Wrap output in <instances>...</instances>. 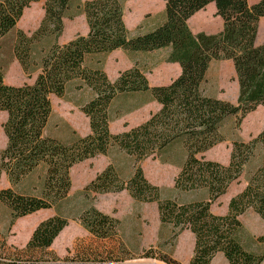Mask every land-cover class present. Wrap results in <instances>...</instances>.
Instances as JSON below:
<instances>
[{
  "label": "trees",
  "instance_id": "trees-1",
  "mask_svg": "<svg viewBox=\"0 0 264 264\" xmlns=\"http://www.w3.org/2000/svg\"><path fill=\"white\" fill-rule=\"evenodd\" d=\"M164 4L162 22L143 34H133L123 23L121 0H0V41L16 32L13 55L24 73L32 66V47L46 37L58 38L63 20L82 15L88 32L68 43L52 44L37 61L39 70L33 84L7 85L0 69L1 125L6 146L0 152V176L17 185L37 168L44 170L37 194H17L0 190V203L8 210L9 226L18 219L41 210L56 209L71 188L70 169L97 156L108 157L116 149L132 158L134 171L123 180L113 164H108L84 189V195L125 191L139 203H155L159 223L169 226L175 240L182 232L193 236L192 256L187 264H211L222 254L228 264H260L264 258L246 249L239 238L237 217L248 209L264 219V160L251 172L245 188L229 200L227 213L215 216L211 205L239 179L250 163L256 146L264 149V129L248 143H234L227 165L197 158L224 142L222 129L230 118L242 119L258 107L264 109V43L255 44L257 25L264 18V0H160ZM42 2L43 19L27 37L17 30L23 11ZM213 5L221 20L216 34L192 33L187 22L196 13ZM150 53L166 50L165 62L179 67L178 76L166 86H149L144 74L131 68L110 81L99 69L100 61L114 51ZM86 61H95L93 66ZM232 63L236 82V103L230 104L207 93V72L211 63ZM92 93L80 112L88 119L89 134L70 142L46 135L52 116L51 97H63L66 88ZM149 96L159 106L144 123L118 134L109 131V112L115 99ZM141 103V102H138ZM144 103V102H143ZM180 147L185 154L174 180L175 192L202 194L198 200L178 203L160 199V189L143 176L139 163L162 157ZM91 236L76 241L75 255L63 260L48 253L50 246L68 225L54 215L40 222L25 247L5 252L0 241V264H123L126 249L117 236L119 223L90 206L77 218ZM264 242V236L258 238ZM146 252L141 259L153 258ZM166 264H178L165 260Z\"/></svg>",
  "mask_w": 264,
  "mask_h": 264
},
{
  "label": "rangeland",
  "instance_id": "rangeland-1",
  "mask_svg": "<svg viewBox=\"0 0 264 264\" xmlns=\"http://www.w3.org/2000/svg\"><path fill=\"white\" fill-rule=\"evenodd\" d=\"M91 0H80V2ZM123 6L122 20L125 28L133 34H143L158 26L163 20L164 4L160 0H121ZM254 4L259 0H247ZM43 3L31 4L23 11L17 23V30L22 31L27 37L34 33L43 19ZM188 28L194 34H216L221 30V20L215 16L213 5H208L204 10L196 13L187 22ZM88 28L82 15L72 19L63 20V30L58 38L51 36L42 39L32 47V66L27 73L21 72L13 55V43L16 32H12L0 41V69L4 72V82L7 85L21 86L32 85L39 70L35 65L39 57L48 48L57 43L63 45L76 36H85ZM264 43V18L257 25L255 44ZM166 50L150 53H130L120 50L103 56L100 61L101 69L110 81H114L118 74L131 68L139 69L145 76L149 86H166L179 74L175 64L165 62ZM91 65L95 61H90ZM86 61L87 64L90 63ZM76 83H71L61 98L51 97L52 116L50 118L46 135L56 137L68 143L73 137H84L89 134L88 119L80 112V107L92 97L86 89L77 90ZM208 95L222 101L235 104L237 99V82L229 61L211 63L207 72ZM141 102V103H138ZM144 102V103H143ZM159 106L149 98L115 99L109 108L112 121L109 131L118 134L128 131L149 119L150 115L157 112ZM6 116L0 113V152L6 146L1 125ZM264 129V109L256 108L242 119L230 118L222 129L224 142L217 144L208 151L197 156L199 159L227 165L234 143H248ZM264 160V149L256 146L254 155L249 160L238 180L233 182L227 192L218 198L210 207V212L215 216L227 213L229 200L239 194L246 186V180L251 172L256 170L260 161ZM185 161V154L180 147L169 149L161 158H149L139 163L143 176L153 186L160 189V199H175L178 203L198 200L202 194L180 193L173 190L174 180L180 172ZM113 164L118 175L127 180L134 171V160L119 150L113 149L108 157L97 156L74 165L70 169L71 188L66 200L50 209L43 216L31 219L16 220L9 226L8 210L0 203V241H3L5 252L11 255L14 249L21 250L28 242L33 230V225L39 218L42 221L60 215L66 218L68 225L61 231L50 246L48 253L60 260L75 255L74 244L76 241L87 242L91 236L81 227L77 218L92 206L99 212L113 217L119 223L117 236L125 246L128 259L123 264H166L165 260H174L178 264H187L192 256L193 236L182 232L175 240L171 236L169 226L159 223L157 206L155 203H139L130 198L125 192L108 193L102 195H84L83 189L98 175L108 164ZM43 168H37L30 175L23 178L17 185L9 183L7 176H0V190L11 189L17 194H37L40 191L43 179ZM241 224L239 238L244 242L247 250L264 256V242L258 238L264 236V219L248 209L237 217ZM41 221V222H42ZM40 223V222H39ZM153 258L141 259L146 252ZM212 264H228L221 255H215ZM260 264H264V258Z\"/></svg>",
  "mask_w": 264,
  "mask_h": 264
},
{
  "label": "crops",
  "instance_id": "crops-1",
  "mask_svg": "<svg viewBox=\"0 0 264 264\" xmlns=\"http://www.w3.org/2000/svg\"><path fill=\"white\" fill-rule=\"evenodd\" d=\"M15 62H16V64L18 65V62L15 60ZM176 65V64H175ZM19 66V65H18ZM20 67V66H19ZM177 67H178V65H177ZM179 68V67H178ZM21 72H22V69H21ZM1 114H2V116H6V114L5 113H3V112H0ZM39 169H41V167H39ZM49 210L50 209H48V210H41V211H38V212H36V213H34V214H32V215H29V216H26V217H24V218H21V219H19V220H24V219H26V218H28V219H31V218H35V217H37V216H43V215H45L46 214V212L48 213L49 212ZM42 219L43 218H39L36 222H35V224L33 225V227L32 228H34L36 225H38L39 224V222H41L42 221ZM27 220V219H26ZM188 232V231H187ZM190 233V232H189ZM191 234V233H190ZM217 255H221L222 256V254H216V256ZM223 257V256H222ZM214 258H215V256H214ZM213 258V259H214ZM212 262H213V260L211 261V264H212Z\"/></svg>",
  "mask_w": 264,
  "mask_h": 264
}]
</instances>
